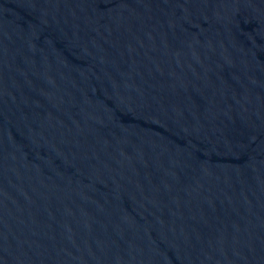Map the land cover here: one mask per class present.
<instances>
[{"label":"water","instance_id":"water-1","mask_svg":"<svg viewBox=\"0 0 264 264\" xmlns=\"http://www.w3.org/2000/svg\"><path fill=\"white\" fill-rule=\"evenodd\" d=\"M0 264H264V0H0Z\"/></svg>","mask_w":264,"mask_h":264}]
</instances>
